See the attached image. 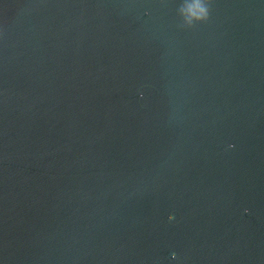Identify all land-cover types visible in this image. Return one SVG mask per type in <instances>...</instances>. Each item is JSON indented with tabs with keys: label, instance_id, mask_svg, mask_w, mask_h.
Segmentation results:
<instances>
[{
	"label": "water",
	"instance_id": "1",
	"mask_svg": "<svg viewBox=\"0 0 264 264\" xmlns=\"http://www.w3.org/2000/svg\"><path fill=\"white\" fill-rule=\"evenodd\" d=\"M193 3L0 0V264H264V0Z\"/></svg>",
	"mask_w": 264,
	"mask_h": 264
},
{
	"label": "clouds",
	"instance_id": "2",
	"mask_svg": "<svg viewBox=\"0 0 264 264\" xmlns=\"http://www.w3.org/2000/svg\"><path fill=\"white\" fill-rule=\"evenodd\" d=\"M211 2L212 0H195V3L186 5L181 9L189 27H193V21L197 24H202L208 21ZM173 259H176V257L173 256Z\"/></svg>",
	"mask_w": 264,
	"mask_h": 264
}]
</instances>
